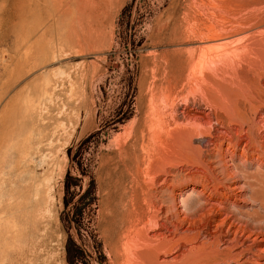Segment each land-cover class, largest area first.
I'll return each mask as SVG.
<instances>
[{
  "label": "rangeland",
  "instance_id": "1",
  "mask_svg": "<svg viewBox=\"0 0 264 264\" xmlns=\"http://www.w3.org/2000/svg\"><path fill=\"white\" fill-rule=\"evenodd\" d=\"M263 70L264 0H0V264H264V224L229 219L258 212L264 135L216 142L208 166L193 136L161 171L132 143L144 114L252 129Z\"/></svg>",
  "mask_w": 264,
  "mask_h": 264
},
{
  "label": "bare ground",
  "instance_id": "2",
  "mask_svg": "<svg viewBox=\"0 0 264 264\" xmlns=\"http://www.w3.org/2000/svg\"><path fill=\"white\" fill-rule=\"evenodd\" d=\"M262 70V69H261ZM258 79L262 82V80H264V70L261 71L259 73V75H257ZM261 97V96H260ZM258 98V95L257 97ZM169 99V98H168ZM260 99H263L262 97ZM168 101V100H167ZM237 101V100H236ZM235 102V101H234ZM234 102H231L232 104H235ZM238 102V101H237ZM236 102V103H237ZM141 103V102H140ZM163 103V102H162ZM170 103V102H169ZM169 103H167V105H165L166 107H169V109H173L174 108V104L169 105ZM239 103V102H238ZM262 103V102H260ZM255 104V103H254ZM264 104V103H262ZM228 105V104H227ZM230 105V104H229ZM242 102H240V106H242ZM234 106V105H233ZM240 106L238 104H236V108L240 110ZM256 106V105H255ZM228 107V106H227ZM253 107V104H252ZM258 107V106H257ZM256 107V108H257ZM260 107H263L262 105H260ZM230 108V106H229ZM140 110H143V105L141 103V106L139 107ZM252 109V108H251ZM250 109V110H251ZM264 109V108H262ZM222 110V109H221ZM233 110V109H232ZM238 110V111H239ZM242 110V109H241ZM257 109L254 108V113L251 114V120H252V129H244V122L242 121L241 124L235 125L233 124L235 118H228V123H223L221 122V119H217L216 122H214V120L212 119V117L210 115L205 116V118L203 120L194 122L193 127L190 131V134L186 135V127L188 128V126L181 128V126L183 127V124H180L178 122V119L176 117V115H173L174 111L172 112V115H169L168 113L165 114H161L159 117V121L156 117V120L158 121V123H160L159 126V130L157 131H153V128L156 127L155 121L150 120L149 116L147 119V115L144 114L143 117H141L138 120V126L133 130L132 132V143L134 145V147H141L142 151H145L146 148L150 149L151 151H153L152 153L155 154V156H157V160H156V165H158L160 168L159 170H164L163 166L169 164L167 162V160H170L171 157L170 155H176L178 154V152H181L180 156L185 155V149H186V154H188L189 152V147L191 146V142L193 139V136H198L200 138V143H201V148H199L200 152L197 153L199 154V156H197V158H199L200 160H204L206 157L212 158V157H218V155L214 154V151H212L210 148H216L217 143L216 142H221V146H220V151L222 150V147L225 145L224 142L226 139H229L230 141H233L235 139L236 144L234 147H236L239 142L244 139V137H247L250 142L249 145H254V144H258V140L259 139H263V135H264V113L260 112V111H256ZM229 111V110H228ZM234 111L236 112V109H234ZM166 112V111H165ZM251 112V111H250ZM171 113V112H170ZM233 114V113H232ZM236 114V113H235ZM234 115V114H233ZM232 116V115H231ZM235 116V115H234ZM186 118V117H185ZM233 119V120H232ZM155 120V119H154ZM196 121V120H195ZM247 121H249V119H247ZM225 122V121H224ZM157 123V122H156ZM157 123V124H158ZM187 123V122H186ZM155 124V127H154ZM171 124L177 125L179 128V130H171ZM217 124L219 127H216ZM157 126V128H158ZM256 126V130L254 132ZM188 128V130H189ZM149 131V133H148ZM153 131V132H150ZM189 133V132H188ZM174 135H178V137L176 138ZM176 139H175V138ZM254 137L255 141L252 140L251 138ZM198 138V139H199ZM175 139L176 143L173 142ZM173 144H175V147L173 146ZM174 149H176L175 152H170L173 151ZM211 151H210V150ZM193 150V149H192ZM208 151L210 152V154L208 156H205L204 151ZM197 152V151H196ZM163 154V155H162ZM188 157V156H187ZM137 159V158H136ZM175 159V158H174ZM194 159V158H193ZM204 164H206L205 166L209 165V162H205V160L203 161ZM167 163V164H166ZM136 164V163H135ZM203 164V165H204ZM166 169V168H165ZM208 169V168H207ZM220 169V168H219ZM244 170V169H243ZM228 171V172H227ZM229 171L234 172V174H238L239 168L236 166H233L232 169H223L222 172L219 174L221 176L226 177L228 174H231ZM33 172V171H32ZM210 173V172H209ZM218 176V175H217ZM241 176V175H240ZM241 177H246L245 174H242ZM216 178V176H215ZM213 178V179H215ZM154 179V178H153ZM218 180V179H217ZM264 184H261V186H263ZM258 185V187L254 184V185H249V188L252 189V187L254 188V194L251 198H253L254 200H257L259 202V209L258 212H256L254 215H249V214H243V213H232L233 215L229 217V219L231 218H235L236 222H240L243 225H245L246 227L249 226L250 224H256L258 222H261L264 224V186L261 187ZM37 193H39V191H37ZM181 195V194H180ZM197 201V200H196ZM196 201H193V203H188V204H184L183 208L186 211H190V212H194V215L197 214V212H201L203 210L206 209V205H202L200 203V201H197L198 207L195 209V211H193V209L195 208L193 205L194 203H196ZM183 203V202H182ZM174 210V209H173ZM172 210V211H173ZM177 210V209H176ZM163 211V210H162ZM174 212V211H173ZM172 213V212H171ZM175 214V212H174ZM193 214V213H192ZM167 215V213H166ZM170 215V214H169ZM173 215V214H172ZM189 215V214H188ZM241 216L242 218H238V216ZM175 216V215H174ZM177 216V215H176ZM190 217V216H189ZM168 218V217H167ZM212 218V217H211ZM178 220V219H177ZM190 220V219H189ZM181 221V220H180ZM165 222V221H164ZM179 221H177L178 223ZM182 222V221H181ZM212 222L211 219H209L207 221V225H209ZM185 223V222H184ZM156 224V222H155ZM183 224V223H182ZM155 231H160L161 229L163 230H169L167 224L164 225H160L158 222V225H155ZM233 226H235V222L233 223ZM178 227V225H177ZM183 227V226H182ZM175 228V227H174ZM176 230V229H174ZM178 230V228H177ZM246 228L242 227L240 229V232L242 233H246ZM253 235L256 236H264V233L262 231V226H258V230H256ZM159 236V234H158ZM157 236V237H158ZM161 236V235H160ZM163 243V242H162ZM169 243V242H168ZM224 241L223 239H219V243L217 242V244H222L224 245ZM155 244V243H154ZM181 246V245H180ZM169 247V246H168ZM184 247V246H183ZM207 247V246H206ZM163 248V247H162ZM166 248V247H164ZM171 249V248H170ZM201 249V248H200ZM239 249L238 244L233 245L232 247H230V249L228 248V250L226 249L227 253H225V256H227L229 258V260H231L233 263H239L240 262V258L237 259V257H241V259H243L244 257V253L242 256V253H236L235 256H232L230 254L235 253V251H237ZM173 250V249H172ZM175 250V249H174ZM158 251V250H157ZM156 251V253H157ZM164 251V250H163ZM203 251V250H201ZM150 252V251H149ZM159 252V251H158ZM188 252V251H187ZM238 252V251H237ZM241 252V251H240ZM165 253V252H164ZM169 253V252H168ZM197 253V252H196ZM160 255V253H159ZM182 255V254H181ZM222 255V252L220 254V251L217 249V247H212L211 245L208 247V249L204 250V254H203V261L206 259L209 260H214V261H219L218 256L220 257ZM156 256V255H155ZM154 257V256H153ZM152 257V258H153ZM235 259V260H233ZM237 259V260H236ZM194 260V259H193ZM197 262H199L201 260L200 255L198 257H196L195 259ZM194 260V261H195ZM211 260V261H212ZM187 262V261H186ZM194 263V262H193ZM216 263V262H215ZM214 263V264H215ZM221 263V262H219ZM191 264V263H190ZM231 264V263H229Z\"/></svg>",
  "mask_w": 264,
  "mask_h": 264
}]
</instances>
